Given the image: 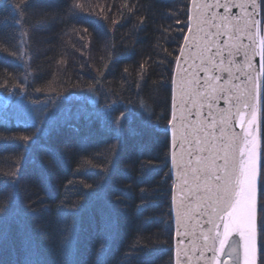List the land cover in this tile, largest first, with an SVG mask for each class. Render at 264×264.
<instances>
[{
  "label": "trees",
  "instance_id": "obj_1",
  "mask_svg": "<svg viewBox=\"0 0 264 264\" xmlns=\"http://www.w3.org/2000/svg\"><path fill=\"white\" fill-rule=\"evenodd\" d=\"M189 3L0 0V264H174ZM259 222L264 264V95Z\"/></svg>",
  "mask_w": 264,
  "mask_h": 264
},
{
  "label": "water",
  "instance_id": "obj_2",
  "mask_svg": "<svg viewBox=\"0 0 264 264\" xmlns=\"http://www.w3.org/2000/svg\"><path fill=\"white\" fill-rule=\"evenodd\" d=\"M261 0H190L172 77L174 264H259Z\"/></svg>",
  "mask_w": 264,
  "mask_h": 264
},
{
  "label": "rangeland",
  "instance_id": "obj_3",
  "mask_svg": "<svg viewBox=\"0 0 264 264\" xmlns=\"http://www.w3.org/2000/svg\"><path fill=\"white\" fill-rule=\"evenodd\" d=\"M263 2H264V0H263ZM263 7H264V5H263Z\"/></svg>",
  "mask_w": 264,
  "mask_h": 264
}]
</instances>
